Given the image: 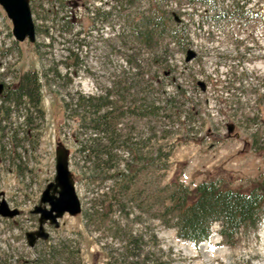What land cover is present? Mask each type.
Returning <instances> with one entry per match:
<instances>
[{
	"label": "rangeland",
	"instance_id": "obj_1",
	"mask_svg": "<svg viewBox=\"0 0 264 264\" xmlns=\"http://www.w3.org/2000/svg\"><path fill=\"white\" fill-rule=\"evenodd\" d=\"M31 1L35 42L14 38L0 5V82L6 85L0 102L24 73L36 72L43 112H29L30 124L17 107L8 120L0 113V191L20 210L13 218L0 216V264H54L62 246L63 264H126L122 253L131 235L139 242L138 259L147 264H264V212L257 231L241 230L232 242L221 236L218 222L200 244L165 224L175 181L192 196L203 181L242 192L264 183V0H234L244 3L246 12L232 22L209 20L215 10L208 6L168 0L165 7L186 26L185 44L165 37L152 47L123 43L119 34L128 33L126 13L151 15L159 0H138L124 10L116 0ZM232 2L217 0V12ZM96 10L106 17L96 18ZM64 17L72 21L70 34L62 31ZM188 49L196 53L190 62ZM167 61L171 70L164 72ZM91 95L113 101L110 121L120 136L112 152L119 163L115 169L134 162L130 145L155 158L119 194L114 170L98 166L82 150V141L94 132L81 122L83 109L76 103ZM169 97L173 102L166 103ZM145 99L160 108L143 114ZM258 129L262 136L255 143ZM61 146L68 149L83 212L66 213L58 227L46 223L49 237L30 246L27 232L39 227V215L31 211L55 178Z\"/></svg>",
	"mask_w": 264,
	"mask_h": 264
},
{
	"label": "trees",
	"instance_id": "obj_2",
	"mask_svg": "<svg viewBox=\"0 0 264 264\" xmlns=\"http://www.w3.org/2000/svg\"><path fill=\"white\" fill-rule=\"evenodd\" d=\"M137 1L138 0H116V3L123 8L125 4L133 6L137 4ZM167 1L168 0L157 1V3L154 4V11L151 15H145L143 13L133 14L132 12L126 13L124 15V20L126 21L128 33L126 34L125 31H123L119 34L121 41L123 43H142L152 47L155 42L165 37H170L175 43L185 44L183 42L187 36L185 30L186 26L178 25V17L175 12L165 7ZM184 1L188 2V4L199 3L204 7L208 6L214 9L215 14L207 15L206 17H208L209 20L213 19L217 22H219L220 19H226L228 22H232L235 19L242 20L241 18L245 16L246 12L244 3L239 5V3L234 0L229 8L222 10V12H217V0ZM115 7L116 6H114V8ZM101 14L103 17H106V12L101 13L99 10L95 11L96 18ZM181 14L183 13L180 12L179 15ZM201 16L203 17V15ZM216 21L215 23H217ZM62 24V31L65 34H70L73 28L70 18L64 17L62 19ZM36 29L38 31L37 26ZM71 54L78 59L79 55L77 53L70 51L69 56H71ZM128 62L132 64L129 60ZM68 66L69 65H67V67ZM131 66L134 68L139 67L138 65ZM161 68L164 72L168 69L171 70V64L167 61L166 66L161 65ZM143 80L145 84L148 82L145 79ZM179 86L180 85H177V87ZM24 99H26L32 107L27 106L28 103H26ZM165 101L166 103H171L173 102V98H166ZM6 103L9 105L6 106ZM39 103L40 78L36 72L28 71L22 75L19 85L9 90L6 96L2 98L0 102V113L4 112V118L8 120L13 112V106L14 108L17 107L20 113L22 111L24 119L26 120L25 123L30 124L31 117L28 116L29 112L32 115H34L36 111L43 114L39 107ZM112 103L113 101L109 100L108 95H91L81 97L77 100L76 106L77 108L83 109L81 122L83 124L87 122L89 130L94 132L92 133L94 135L84 140V142L82 141V150H84L85 153L91 154L90 156L94 158L95 164L98 166L106 170H114L112 175L115 179L114 190L119 194L121 191L124 192L129 190L130 185L140 171L139 169H143L145 165L153 163L155 158L153 156L143 155L140 148L130 145L128 147V154L131 155L134 162L128 163L127 161L122 170L115 169L116 165L114 162L117 163L118 160H116V155L112 152L117 142L120 140V136L117 134L115 126L110 121L111 114L114 111ZM160 104L161 103L152 101L150 103L145 99L141 107L143 108V114L155 111H149L150 109H159ZM23 110H25V114ZM263 130L264 127L261 129V132ZM261 132L260 129L254 132L253 139L255 143L264 134L262 132V135H260ZM14 139L15 136L12 135V140ZM132 144L136 143L132 142ZM118 165L119 163H117V166ZM168 199L171 203L167 205V208L172 214L171 219L166 221L165 224L175 228L180 238L192 241L195 244H200L210 238L212 234V225L218 222L220 224L219 233L221 236L227 242H232L241 230L257 231L259 228L264 212V183H260L250 192H242L232 188H221L217 180L203 181L196 186L195 195L192 196L191 189L188 186H185L180 181H175L174 192ZM84 214L87 218L92 217L91 213L88 211H85ZM125 248V252L122 254L125 255L126 264H147L146 258H142L141 260L138 259L140 253L139 251L135 252V250L140 249L139 242L133 235L127 240ZM49 251L54 254L55 249H49ZM64 252L67 251H65L64 246H62L59 250V255H62ZM61 255L60 261L54 264H63L60 262L62 260H67V258L62 259ZM42 264H44V262Z\"/></svg>",
	"mask_w": 264,
	"mask_h": 264
},
{
	"label": "water",
	"instance_id": "obj_3",
	"mask_svg": "<svg viewBox=\"0 0 264 264\" xmlns=\"http://www.w3.org/2000/svg\"><path fill=\"white\" fill-rule=\"evenodd\" d=\"M0 5L11 19L12 32L17 41L28 39L34 42L36 39L35 22L30 7V0H0ZM196 53L188 49L186 61H191ZM202 89L205 88L200 83ZM5 89L4 83L0 82V94ZM231 129V127H230ZM17 208H11L0 191V216L13 218L19 215ZM32 213L39 214V228L27 232V240L30 246H34L37 239H47L49 232L45 230V223L49 222L56 227L59 226V219L66 213L75 216L82 213V204L76 191L75 180L70 169L68 149L59 147L56 154V175L53 181L49 182L42 193L40 203L34 207Z\"/></svg>",
	"mask_w": 264,
	"mask_h": 264
}]
</instances>
